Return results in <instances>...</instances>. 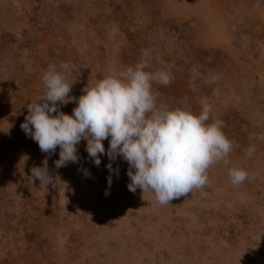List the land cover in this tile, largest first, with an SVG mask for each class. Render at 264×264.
I'll list each match as a JSON object with an SVG mask.
<instances>
[{
  "label": "rangeland",
  "instance_id": "rangeland-1",
  "mask_svg": "<svg viewBox=\"0 0 264 264\" xmlns=\"http://www.w3.org/2000/svg\"><path fill=\"white\" fill-rule=\"evenodd\" d=\"M144 51L147 71L172 77L167 86L153 82L158 106L198 115L210 105L207 123L222 121L233 142L205 186L163 206L150 191H129L122 158L111 162L116 172L107 155L97 167L82 139L78 163L57 169L59 147L42 153L21 129L28 104L46 92L49 65H74L69 95L79 98ZM76 106L59 108L71 115ZM258 136L264 0H0V264H264ZM45 166L53 183H32L31 169ZM234 167L248 173L237 186Z\"/></svg>",
  "mask_w": 264,
  "mask_h": 264
},
{
  "label": "clouds",
  "instance_id": "clouds-1",
  "mask_svg": "<svg viewBox=\"0 0 264 264\" xmlns=\"http://www.w3.org/2000/svg\"><path fill=\"white\" fill-rule=\"evenodd\" d=\"M148 56L149 52L144 51L135 66L86 86L79 98L69 95L72 84L68 77L74 65H49L42 75L46 92L28 104L21 129L42 153H54L59 147L57 169L78 163L77 146L82 139L87 141L85 151L97 167L101 155H107L110 163L106 167L110 173L116 172L111 162L122 158L129 165V191H150L163 206L205 186L208 169L220 161L228 163L233 142L222 131V121L207 123L210 105L198 115L183 108L158 106L153 82L167 86L172 77L168 71H147ZM69 102L77 104L71 115L59 108ZM106 139L107 152L103 144ZM256 139L264 140V136ZM255 151V146H250L248 156ZM84 172L90 176L86 169ZM29 178L32 183L38 179L45 187L53 183L46 166L33 167ZM229 178L237 186L248 178V173L234 167L229 170Z\"/></svg>",
  "mask_w": 264,
  "mask_h": 264
},
{
  "label": "bare ground",
  "instance_id": "bare-ground-1",
  "mask_svg": "<svg viewBox=\"0 0 264 264\" xmlns=\"http://www.w3.org/2000/svg\"><path fill=\"white\" fill-rule=\"evenodd\" d=\"M216 7V6H215Z\"/></svg>",
  "mask_w": 264,
  "mask_h": 264
}]
</instances>
